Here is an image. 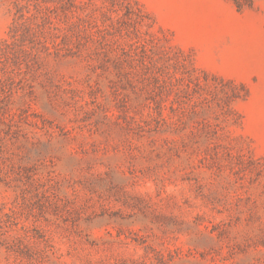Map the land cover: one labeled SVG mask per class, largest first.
Wrapping results in <instances>:
<instances>
[{
    "label": "rangeland",
    "instance_id": "1",
    "mask_svg": "<svg viewBox=\"0 0 264 264\" xmlns=\"http://www.w3.org/2000/svg\"><path fill=\"white\" fill-rule=\"evenodd\" d=\"M14 1L0 264H264V0Z\"/></svg>",
    "mask_w": 264,
    "mask_h": 264
},
{
    "label": "trees",
    "instance_id": "2",
    "mask_svg": "<svg viewBox=\"0 0 264 264\" xmlns=\"http://www.w3.org/2000/svg\"><path fill=\"white\" fill-rule=\"evenodd\" d=\"M38 2V8L33 7L34 11L31 12V0H24V4L21 3L20 0H15L13 2V8H14V13H13V18L12 22L10 24V27L8 29V35L13 38L15 37V34L21 30V29H30L31 28V22L33 19H40L41 22L44 23H49L50 22V9L47 7L42 8L39 6V3H44L42 0H36ZM42 24V26H43ZM38 27V25H36ZM41 31L39 34L44 36L43 30L40 29ZM8 42L7 40H3L1 42L0 46V56L5 55L6 50L8 49ZM45 50H47V47L43 45Z\"/></svg>",
    "mask_w": 264,
    "mask_h": 264
}]
</instances>
